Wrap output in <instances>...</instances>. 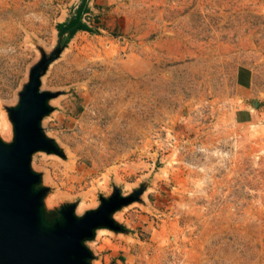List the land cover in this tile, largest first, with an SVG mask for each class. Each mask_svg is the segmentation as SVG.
Returning <instances> with one entry per match:
<instances>
[{
  "label": "rangeland",
  "instance_id": "rangeland-1",
  "mask_svg": "<svg viewBox=\"0 0 264 264\" xmlns=\"http://www.w3.org/2000/svg\"><path fill=\"white\" fill-rule=\"evenodd\" d=\"M83 1L92 32L42 77L65 153L33 156L46 207L132 197L114 215L125 232L87 242L93 264H264V0H0V122Z\"/></svg>",
  "mask_w": 264,
  "mask_h": 264
},
{
  "label": "water",
  "instance_id": "water-1",
  "mask_svg": "<svg viewBox=\"0 0 264 264\" xmlns=\"http://www.w3.org/2000/svg\"><path fill=\"white\" fill-rule=\"evenodd\" d=\"M65 47L60 38L51 54L42 55L16 105L6 108L13 135L11 141L0 136V264H93L95 256L87 242L101 229L125 232L114 215L133 199L123 196L120 188L100 197L99 206L83 215L76 213L78 203L48 209L45 200L50 189L32 167L38 152L65 157L43 128L57 94L41 90L42 77Z\"/></svg>",
  "mask_w": 264,
  "mask_h": 264
},
{
  "label": "trees",
  "instance_id": "trees-1",
  "mask_svg": "<svg viewBox=\"0 0 264 264\" xmlns=\"http://www.w3.org/2000/svg\"><path fill=\"white\" fill-rule=\"evenodd\" d=\"M88 11V5L85 1H83L76 9V13L73 18H71L68 22L61 23L57 26L59 37H64L63 43L66 44V46L78 32H92L89 25L83 21V16L88 13Z\"/></svg>",
  "mask_w": 264,
  "mask_h": 264
},
{
  "label": "crops",
  "instance_id": "crops-1",
  "mask_svg": "<svg viewBox=\"0 0 264 264\" xmlns=\"http://www.w3.org/2000/svg\"><path fill=\"white\" fill-rule=\"evenodd\" d=\"M244 77H246V79H244ZM253 80H254V75H253V71L251 68L247 66H239L237 68L236 75H235V84L238 88H240V90L245 91V92L251 90L252 85H253ZM253 103L255 105L257 103L259 106V103L257 101H253ZM242 115H244L245 117L241 118ZM235 116L237 119L236 121L238 123H248L252 119V113L249 110L248 111L239 110Z\"/></svg>",
  "mask_w": 264,
  "mask_h": 264
},
{
  "label": "bare ground",
  "instance_id": "bare-ground-1",
  "mask_svg": "<svg viewBox=\"0 0 264 264\" xmlns=\"http://www.w3.org/2000/svg\"><path fill=\"white\" fill-rule=\"evenodd\" d=\"M12 127H10L8 122H0V132H6L9 133L11 132ZM70 159V158H69ZM55 204V203H54ZM52 204H50L51 206ZM56 205V204H55ZM52 207V206H51Z\"/></svg>",
  "mask_w": 264,
  "mask_h": 264
}]
</instances>
